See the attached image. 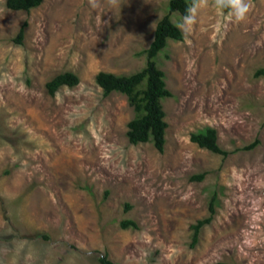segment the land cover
Returning <instances> with one entry per match:
<instances>
[{
  "label": "rangeland",
  "instance_id": "obj_1",
  "mask_svg": "<svg viewBox=\"0 0 264 264\" xmlns=\"http://www.w3.org/2000/svg\"><path fill=\"white\" fill-rule=\"evenodd\" d=\"M168 2L42 0L22 12L0 0V264H99L104 254L117 264H264V78L253 76L264 68V0H247L241 23L201 9L187 39L155 58L172 94L161 103L162 153L128 143L126 96L104 97L95 82L145 66ZM65 72L79 83L49 96L45 84ZM207 127L227 156L190 142ZM213 196V220L191 248L189 227ZM125 220L137 229L120 228Z\"/></svg>",
  "mask_w": 264,
  "mask_h": 264
},
{
  "label": "trees",
  "instance_id": "obj_2",
  "mask_svg": "<svg viewBox=\"0 0 264 264\" xmlns=\"http://www.w3.org/2000/svg\"><path fill=\"white\" fill-rule=\"evenodd\" d=\"M42 0H6V8L11 11L28 12L37 8ZM192 0H169L167 14L156 24L153 39L147 49L143 51L146 58L145 66L130 75H114L111 73L99 72L95 77V82L102 90L104 97L111 93L125 95L129 106L133 109L134 117L127 124L126 137L130 145L151 144L159 153L163 152L165 145V134L167 123L165 113L162 109V101L171 98L172 94L165 87L164 72L158 68L155 58L165 50L169 40L182 41L183 35L171 20L172 14L183 16L186 8ZM227 13V10H225ZM24 23L13 39L16 44H21L24 36ZM255 78H264V68L255 71ZM79 83L78 77L70 72H65L54 76L45 84L46 92L49 96H54L61 87L72 88ZM190 142L199 148L205 149L214 154L227 156V152L221 150L217 143V132L213 128H205L190 135ZM258 145V140L242 147V151H250ZM205 173L192 176L191 181H202ZM215 197H211L208 205L209 215L205 219L196 221L190 225L191 231L190 247H194L198 242L201 229L209 225L214 217ZM122 229H137L133 221L125 220L120 222ZM99 264H117L108 259L107 255L98 258ZM215 264H234L226 262H216Z\"/></svg>",
  "mask_w": 264,
  "mask_h": 264
},
{
  "label": "clouds",
  "instance_id": "obj_3",
  "mask_svg": "<svg viewBox=\"0 0 264 264\" xmlns=\"http://www.w3.org/2000/svg\"><path fill=\"white\" fill-rule=\"evenodd\" d=\"M89 3L93 8L100 6L98 0H89ZM110 3H115V0H110ZM209 6L221 16H224L225 10H227L226 19L235 23L243 22L251 8L247 0H211V4H209V0H192V3L186 8L185 14L176 25L185 39H187L192 27L197 23L199 11Z\"/></svg>",
  "mask_w": 264,
  "mask_h": 264
}]
</instances>
